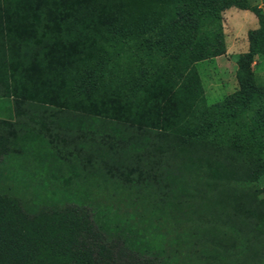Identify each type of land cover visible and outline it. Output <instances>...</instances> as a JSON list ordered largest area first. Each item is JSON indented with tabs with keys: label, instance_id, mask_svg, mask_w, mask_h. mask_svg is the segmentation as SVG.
Returning <instances> with one entry per match:
<instances>
[{
	"label": "trees",
	"instance_id": "16d2710c",
	"mask_svg": "<svg viewBox=\"0 0 264 264\" xmlns=\"http://www.w3.org/2000/svg\"><path fill=\"white\" fill-rule=\"evenodd\" d=\"M158 1L167 7L176 5L174 19L179 24L182 21L191 23L218 5L250 12L256 19L257 29L249 33L245 55L247 66L253 56L264 57V15L258 7L241 0ZM148 6V0H0V167L5 159L28 152L30 141L29 126L23 127L22 120L16 119L12 122L16 127L13 129L9 121H4L3 115H15L20 110L36 111L37 105L33 102L43 107L53 105L54 108L64 104V110L72 111L78 95H82L83 100L85 97L90 99L89 102L100 100L102 90L113 87L112 84H100L107 76L116 84L117 90L124 89L121 109L116 112V106L100 101L99 110L85 114L79 124L74 126L67 119L66 124L71 128L69 130L85 126L103 128L111 124L118 131L116 138L123 147L127 146L126 149L134 152L146 149L143 158L148 169V156L158 151V143L166 136L168 148L173 140L177 144L188 143L186 156L193 159L189 167L185 166L188 169L183 176L194 179L192 189L186 182L176 186L172 178H168L173 175L162 170L157 173L160 174L157 183L151 184L150 180L155 172L149 175L141 170L136 174L139 180L134 183H139L141 190L153 185L154 192L157 191L159 205L155 194L149 196L146 193L158 213L154 219L157 225H169V220L181 225L184 230L181 238L184 256L181 258L188 260V264H201L203 258L213 257L215 260L216 255L210 252V244L206 243L214 239L212 231L220 233L222 230L224 233L229 227L235 241L252 245L257 240L264 247V233L258 229L257 219L254 220L261 212L255 209L254 204L230 200L229 197L235 198L231 191L214 185L226 177L240 183L241 170L236 174L230 170L231 158L226 160L225 157L227 163L212 154L205 157L204 153L202 159L194 158L197 155L194 141L197 143L199 138H206L215 129L224 131L230 121L243 112L252 122L251 139L264 144V101L254 100L260 93L247 81L251 78L250 72H241L242 77L237 78V90L228 97L231 101L237 98V107L233 108L227 100L207 107L202 100H197L194 90L198 83L188 69V63L197 59L193 57L192 61H185L182 58L184 49L190 47L173 54L155 72H146L138 67L135 74L121 72L113 76L107 70V61L110 60L106 58L113 53L119 57L125 46L136 47L148 41L151 44L146 55H154L160 18L148 10ZM115 39L122 45L114 44ZM210 54L207 51L206 55ZM199 55L204 56V52ZM180 69H186L184 75ZM156 81L160 85L159 91L155 97L148 98L145 87ZM176 95L190 98L187 106L179 101V105L172 107V96ZM126 104L141 123L158 125L164 122L166 128L159 126L156 128L159 130L151 129L135 135L132 133L134 126L126 121L131 113ZM102 109L105 115L100 113ZM208 112L218 113L220 117L209 119L205 126ZM108 113H114V117L117 114L119 120L107 119ZM63 122L56 121V124ZM197 132L201 133L200 137ZM92 142L93 145L87 141L83 143L86 155L95 158L91 163L87 162L89 174L104 179L98 171L99 165L119 163L122 154L110 148H100L98 140ZM77 157L69 166L75 177L79 176V164L82 168L87 167L81 163L84 158ZM2 184L0 176V264H155L153 258L141 259L136 253L133 258L122 261L125 238H108L106 230L83 205L26 206L3 189ZM236 210L238 215H234ZM190 223L193 226L189 228ZM201 243L209 247L205 252L201 250L205 247ZM193 246H197L198 251L194 248L193 253ZM258 246H252V251Z\"/></svg>",
	"mask_w": 264,
	"mask_h": 264
},
{
	"label": "rangeland",
	"instance_id": "374dc122",
	"mask_svg": "<svg viewBox=\"0 0 264 264\" xmlns=\"http://www.w3.org/2000/svg\"><path fill=\"white\" fill-rule=\"evenodd\" d=\"M241 1L258 7L264 15V0ZM148 3L149 9H147L155 12L160 18V27L155 38L158 41L153 48L154 55L151 53L146 55L151 44L148 41L141 42L136 47L125 46L123 48L125 51L119 57L113 53L106 58L110 60L107 61L108 72L113 76L121 72L131 75L137 73L138 67H142L146 72H155L159 65L165 64L173 57V54H179L181 49L190 47L187 50L184 49L182 58H185V61H192L193 57L194 60L197 59L188 63V69L192 71L193 79L198 83V88L194 90L196 98L202 100L204 106L227 100L230 106L237 107V98L231 101L228 97L237 90V78L242 77L241 72L246 70L251 75L250 80L247 79L248 83L255 86L260 93V96L254 100L264 101V57L253 56L247 66L245 56L248 51L249 33L257 29L256 19L250 12L233 6L218 5L202 13L191 23L182 21L179 24L174 19L176 5L167 7L158 0H148ZM114 44L118 47L122 45L118 39H115ZM109 50L112 51V49ZM207 51L211 54L206 55ZM200 52H204V56H200ZM186 69L184 71L180 69L182 75L185 74ZM100 84L103 86L112 84L113 87L102 90L100 100L89 102L90 99L87 100L85 97L83 100L82 95L76 96L75 109L72 111L64 110V104L54 108L53 105L43 107L33 102L32 104L37 105L36 111L20 110L16 113L18 115L15 114L16 116L3 115L4 121H9L8 124L13 129L16 127H13L12 122L16 119L20 122L22 120L23 127L29 126L30 129L28 152L5 159L0 167L3 189L26 206L83 205L93 219L106 230L108 238H125V248L120 257L124 262L133 258L136 253L141 259L153 258L155 264H188V260L181 258L184 256V246L181 242L184 230L181 225L174 220H169V225H157L154 219L157 218L158 213L146 195V193H149V196L155 194L159 205L157 191L154 192L153 185L141 190L138 187L139 183L134 184L139 180L136 174H140V170L149 175L156 173L150 179L151 184L159 181L160 174L157 173L162 170V172L169 171L170 176L173 175L168 178H172L171 181H174L176 186L186 182L187 187L192 189L194 179L183 176L193 159L186 156L188 143L183 141L184 143L177 144L173 140L168 148L166 136L161 142L159 141V146L156 148L158 151L148 156V169L143 158L146 155V149H138L134 152L126 149L127 146L123 147L116 138L118 131L114 130L111 124L103 128L85 126L81 129L69 130L71 128L67 126L66 119L74 126L79 124V120H82L85 114H92L99 110L100 101L108 106H116V112L121 109L124 89L117 90L116 84L107 76ZM159 88V82L150 83L145 87L146 96L155 97ZM172 99L174 100L172 107L179 105V101L187 106L190 101V98L187 99L181 95L172 96ZM127 102L131 103V101ZM126 106L131 108L128 104ZM130 110L131 113L129 117H126V121L134 126L132 133L135 135L151 129L159 130L156 129L159 126L166 128L164 122L158 125L141 123V120L138 121L135 117L132 108ZM100 113L106 114L103 109ZM113 114L106 115L109 116L107 119L119 120L120 116L116 114L114 117ZM207 114L205 126L208 125L209 119L215 120L220 117L214 112ZM244 114L245 112L238 114L224 131L215 129L213 133L211 131V135L207 134L206 138H199L197 143L194 141L193 145L197 153L194 158L202 159L204 153L205 157L212 154L223 161L225 157L226 160L231 158L230 170L235 174L240 173L241 170V182L236 183L231 177H226L223 182L219 179L216 183L214 182V185L224 186L229 192L231 191L235 198L229 197L230 200L254 204L255 209L261 212L259 218L254 220L257 219V227L264 233V144L259 140L251 139L252 122ZM56 121H65V123L57 125ZM200 135L199 132L198 136ZM94 140H98L97 145L100 148H110L122 154L119 163L110 162L99 165L98 171L105 180L99 176L94 177L93 173L89 174L87 162L91 163L95 158L86 155L83 143L87 141L93 145ZM75 157H83L81 163L87 166L82 168L80 164L78 165V177H75L69 168L71 162L75 161ZM114 163L117 166H114ZM186 165L188 167H185ZM239 211L240 208H238ZM236 214L238 215L237 210L234 215ZM192 226L191 223L188 225L189 228ZM221 231L220 233L212 231L214 239L209 243L205 242L207 245L210 244V248L201 243L205 246L201 250L205 252L209 248L212 249L210 252L216 255L215 260L213 257L203 258L201 264H264V247H261L257 240L252 245H248L245 241L234 240L231 227L224 233ZM252 246H258V248L252 251ZM192 248L193 253L194 248L198 251L197 246Z\"/></svg>",
	"mask_w": 264,
	"mask_h": 264
}]
</instances>
